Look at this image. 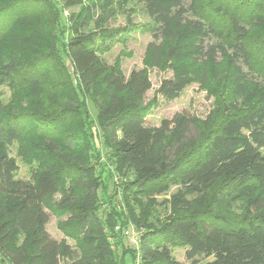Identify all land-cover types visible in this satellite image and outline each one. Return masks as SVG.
Returning <instances> with one entry per match:
<instances>
[{"label": "trees", "instance_id": "16d2710c", "mask_svg": "<svg viewBox=\"0 0 264 264\" xmlns=\"http://www.w3.org/2000/svg\"><path fill=\"white\" fill-rule=\"evenodd\" d=\"M31 1L36 0H17L12 7L24 14ZM143 1L155 24L147 66L169 64L173 72L158 92L176 99L193 83L210 85L218 97L205 118L183 111L160 125H147L149 69H134L127 76L120 65L99 55L97 39L111 40L117 32L100 29L98 21L90 29L96 10L89 7L68 16V34L61 38L77 84L54 52V41L50 59L60 63L61 80L41 81L34 72L31 93L50 91L55 99L68 95L82 105L92 102L102 139L113 150L112 170L131 176L124 189L134 191L137 203L135 197L163 194L177 186L168 200L172 214L142 233L141 264H183L172 256L176 244L187 247V264H264V45L259 50L255 46V33L264 27V0ZM41 2L58 5L56 0ZM20 21L14 31L21 34L13 35L9 54L0 59V84L13 87L18 75L30 66L37 68L31 65L29 46L42 45L46 28L24 32ZM64 110L77 114L81 108L69 104ZM58 115L48 119L62 120ZM21 123L0 104L4 144L24 141ZM49 148L54 154L60 149L55 142ZM59 158L62 168L50 163L25 180L17 178V163L0 150V264L2 258L7 264H61L63 259L66 264H119L106 240L105 225L93 218L98 197L95 166L77 153H59ZM64 173L70 178L67 187L60 180ZM223 187L248 198L247 214L235 225L220 214H209L214 202H226L217 195ZM59 192L63 198L56 206ZM51 209L68 214L59 225L67 235L87 233L78 247L50 235ZM22 235L25 241L19 243ZM202 257L212 260L202 262Z\"/></svg>", "mask_w": 264, "mask_h": 264}, {"label": "rangeland", "instance_id": "374dc122", "mask_svg": "<svg viewBox=\"0 0 264 264\" xmlns=\"http://www.w3.org/2000/svg\"><path fill=\"white\" fill-rule=\"evenodd\" d=\"M16 1L0 0L2 10L0 11V59L9 54V45L13 35L21 34V32L14 31L18 27L19 20L22 21V26L26 27L24 32L32 31L33 28L34 30L35 28H46L43 32L42 45L29 46L33 58L30 60L34 62L31 65L37 68L30 66L26 73L18 75L14 87L0 84V104L8 109L9 113L16 114L21 119L24 136L22 143L4 144L0 140V150L17 163L19 167L17 178L25 180L33 179L50 163H56L62 168L59 153H77L91 160L96 169L98 185V197L93 204V218L105 225L106 240L111 248L113 247L115 262L141 264L140 239L142 233L147 228L158 227L172 214L173 209L168 200L177 192V186H172L163 194L135 197L140 200V204L137 203L134 199V191L127 192L124 189L125 182L130 180L131 176H123L112 170L113 150L102 139L97 112L92 102L87 100L82 105L79 101L81 110L77 114L69 113L67 110L63 111V107L69 104L78 105V103L68 95L55 99L50 95V91L33 95L31 77L36 72L41 81L47 78L52 80V83L56 82V79L61 80L57 78L61 68L60 63L50 59V52L54 51L52 44L55 41L54 52L58 54L61 62L71 73L73 84H77L71 63L63 51L64 45L61 42V38L63 39L68 34V16L73 12L78 13L81 10H88V7L93 8L96 10V15L90 29H94L98 21L100 29L117 32L116 37L111 40L97 39L96 49L107 62L120 65L127 76L132 70L147 66V46L153 39L155 24L149 17L143 0H56L58 5H55V8L41 0L38 3L36 0L31 1L32 7H28V11L24 14L14 5L12 7ZM236 1L239 3V1L246 0ZM205 3H210V0H206ZM27 23L30 27H27ZM255 35V46L259 50L264 45V27ZM148 69L152 88L145 95V102L151 105L147 125H160L163 119H171L177 112L183 111L205 118L216 106L218 96L211 92L208 84L193 83L187 86L178 98H166L158 90L162 80L173 75L169 64L161 67H148ZM56 85L58 89L62 87L61 82H57ZM43 86L53 88L48 83H43ZM65 112L67 114H64ZM47 113L48 116H46ZM55 113L59 114L62 120L53 122L48 119H52ZM52 142L60 147L58 154L50 151L49 144ZM69 179L67 173L60 175V180L66 187L70 185ZM217 195H223L226 202L220 204L214 202L210 207L212 212L209 214H220L234 225L246 216L248 198L227 187L219 189ZM62 198V192L55 195L56 206ZM212 216L214 215L210 217ZM134 217L143 225L134 222L132 220ZM67 218L66 212L51 209L47 230L53 238L76 248L87 233L80 232L75 237L67 235L59 227L60 222L67 221ZM106 222L110 225H106ZM94 224L95 221H92L91 227H94ZM24 241L25 236H19L18 242L23 243ZM186 251L187 247L176 244L172 247V256L183 264H187ZM208 260H212V257L201 259L202 262ZM2 262L7 264L3 258ZM66 262L67 260L63 259L61 264H66Z\"/></svg>", "mask_w": 264, "mask_h": 264}]
</instances>
